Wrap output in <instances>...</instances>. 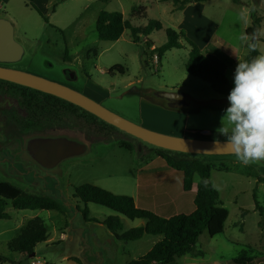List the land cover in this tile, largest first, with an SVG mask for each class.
I'll return each instance as SVG.
<instances>
[{
	"label": "rangeland",
	"instance_id": "1",
	"mask_svg": "<svg viewBox=\"0 0 264 264\" xmlns=\"http://www.w3.org/2000/svg\"><path fill=\"white\" fill-rule=\"evenodd\" d=\"M254 5V0H206L176 10L171 0H0V18L12 23L14 37L24 49L21 59L9 66L70 85L145 127L226 140L221 127L227 126L222 119L227 97L186 71L189 46L185 38L193 40L233 86L234 69L245 54L240 44L251 25ZM139 6L145 7L146 15L132 16V8ZM256 7L263 13L264 0ZM101 10H118L135 26L158 20L160 27L148 36L140 35L136 43L128 28L117 40H100L95 21ZM167 28L180 32L182 45L166 50L159 59L151 49L167 40ZM258 34L264 37V16ZM217 39L237 47V57L230 61L214 52ZM259 50V56H264V42ZM114 66L123 72H109ZM155 91L184 93L189 105L172 108ZM105 123L74 104L0 80V181L47 194L64 208L62 213L15 209L7 200L9 217L0 219V255L6 260L0 264H77L70 257H78L83 264H122L123 259L143 255L155 238H161L144 234L136 240L117 239L101 223L116 212L73 196L75 186L82 183L134 200L138 190H148L149 197L137 202L158 215L188 213L194 208V194L183 189L181 171L169 186L170 200L160 194L164 185L158 179L166 176L167 163L156 158L154 146ZM199 158L210 165L211 182L219 193L217 206L226 208L228 216L221 233L210 236L204 230L199 235L196 249L202 255L184 254L174 264H238L233 259L239 254L264 264V160L245 165L235 154H199ZM254 191L263 215L255 207ZM84 206L88 220L81 212ZM35 216L43 220L48 239L36 244L34 254L10 250L8 241ZM120 217L122 231L145 223L142 218Z\"/></svg>",
	"mask_w": 264,
	"mask_h": 264
},
{
	"label": "trees",
	"instance_id": "2",
	"mask_svg": "<svg viewBox=\"0 0 264 264\" xmlns=\"http://www.w3.org/2000/svg\"><path fill=\"white\" fill-rule=\"evenodd\" d=\"M171 1L176 10H181L187 3L206 0ZM233 1L235 3H241V0ZM258 3L259 0H254L255 5L250 9L252 22L251 25L245 28L246 35L251 39L243 62H250L254 58H257L260 54L259 42H264V38L260 37L258 34L264 16V12L259 14L258 8L256 7ZM30 6L41 15L33 4ZM145 12L146 9L144 6L135 7L131 10L132 16L134 17H143L146 15ZM159 27L160 22L158 20H149L144 26L132 25L124 19L122 12L118 10H101L95 21L97 37L100 40L109 41L117 40L124 30L128 28L133 42L136 43L140 35L148 36L154 28ZM165 33L167 40L163 44L151 49V52L156 54L159 59L166 50L181 47L182 45L179 41V36H181L180 32L172 28H167ZM185 40L189 46V53L185 62L186 71L193 76L207 81L214 91L227 97L233 86L230 84L226 74L201 52L199 46L193 40L187 37ZM149 42L150 41L147 39L146 43ZM113 70H117L121 73L123 72L122 68L119 66H114L108 71L112 72ZM0 80L30 90H35L6 80ZM35 91L59 99L69 105H73L54 95L43 93L38 90ZM225 104H228L227 100ZM92 116L95 117L93 114ZM105 124L116 129V127L110 124ZM118 142L121 146L131 149V146L125 142L121 140ZM154 148L157 156L162 158L170 167L182 172L184 190L189 191L192 189L194 178L197 176L193 197L194 208L192 211L188 213H176L164 217L156 214L152 210L136 205L131 196L115 194L91 183H82L74 188L73 196L84 204L93 202L105 206L117 213L116 215L107 216L101 221L117 239L127 241L139 239L144 234L161 235V239L156 241L146 253L126 264H174L176 259L184 254L202 255L203 251L196 249V241L199 235L204 230H206L210 236L221 233L224 228V222L228 216L226 208L217 206L219 193L211 182V167L207 162L200 159L198 154L177 152L155 146ZM253 199L259 214L263 215V209L259 205L255 191L253 192ZM7 200L11 202V205L15 209H46L56 210L61 213L64 211L62 203L47 194L27 192L11 182L0 181V219L9 217L5 209ZM81 212L84 218L88 220L86 206H84ZM246 212L247 210H244L242 214H246ZM120 216L128 219L142 218L145 220V223L142 226H135L122 231L123 224ZM47 239L48 232L43 220L35 216L28 220L25 228L20 231L17 237L8 241L7 246L12 251L31 254L37 243ZM70 259L79 263V259L76 257H70ZM4 260H6V258L0 255V262ZM233 260L238 264H255L253 257H248L244 254H239ZM43 264L50 263L45 262Z\"/></svg>",
	"mask_w": 264,
	"mask_h": 264
},
{
	"label": "water",
	"instance_id": "3",
	"mask_svg": "<svg viewBox=\"0 0 264 264\" xmlns=\"http://www.w3.org/2000/svg\"><path fill=\"white\" fill-rule=\"evenodd\" d=\"M23 51L22 45L14 37L12 23L6 18H0V79L64 99L119 130L155 147L198 155L234 154L225 148L226 140L179 136L145 127L117 114L65 83L5 65L19 61ZM154 95L171 101L169 106L172 108H182L188 105L184 93L181 92L155 91ZM31 254H34V251Z\"/></svg>",
	"mask_w": 264,
	"mask_h": 264
},
{
	"label": "clouds",
	"instance_id": "4",
	"mask_svg": "<svg viewBox=\"0 0 264 264\" xmlns=\"http://www.w3.org/2000/svg\"><path fill=\"white\" fill-rule=\"evenodd\" d=\"M232 80L221 133L225 148L247 165L264 160V56L238 62Z\"/></svg>",
	"mask_w": 264,
	"mask_h": 264
},
{
	"label": "crops",
	"instance_id": "5",
	"mask_svg": "<svg viewBox=\"0 0 264 264\" xmlns=\"http://www.w3.org/2000/svg\"><path fill=\"white\" fill-rule=\"evenodd\" d=\"M264 38V37H263ZM217 41H219L218 43H216V44H214L213 45V50H214V52H219V53H221V55H223V56H225L226 58H228L230 61H232V59H235L236 57H237V55L239 54V50H238V48L237 47H235V46H233V45H231V44H222V43H226V42H224V41H222L221 39H217ZM222 42V43H221ZM260 43V42H259ZM262 43V42H261ZM250 44V40H249V38L246 36L245 37V40H244V42L243 43H241L240 44V47H241V51H242V54L243 53H247V51H248V45ZM260 51V50H259ZM213 52V53H214ZM245 54H244V56H245ZM260 55V54H259ZM244 56H243V58H244ZM243 58H242V62H243ZM217 67V66H216ZM156 158H159L158 156L156 157ZM159 159H161V158H159ZM163 160V159H162ZM164 161V160H163ZM165 170H166V172H167V174H166V176H162L161 178H159L158 179V184L160 183V185H164V187H163V189H162V192L160 193V194H164L168 199H170L171 200V198H170V188H169V186H170V184L173 182V180H174V175H176V174H179L180 173V171H178V170H176V169H174V168H172V167H170L168 164L167 165H165ZM178 177H179V175H178ZM196 181H197V176H195V178H194V184H193V186H192V189L191 190H189L190 192H193V194H194V192H195V185H196ZM148 191V190H147ZM147 191H145L144 192V190L142 189V190H138V195H137V200L135 199L134 200V202H135V204L136 205H138L139 206V204H138V199H147L149 196V194L147 193ZM155 192H158V194H159V188H157V190H155ZM153 193V192H152ZM150 194H151V191H150ZM152 198H154V195H152L151 196ZM134 199V198H133ZM192 210H193V208H192ZM191 210V211H192ZM176 214V213H175ZM160 215H162V216H164V217H168V216H171V214L170 215H167V214H160ZM173 215V214H172ZM159 239H161V238H155V240L151 243V246L149 247V248H147V251L153 246V244L156 242V241H158ZM146 251V252H147ZM145 252V253H146ZM140 257V256H139ZM78 258V257H77ZM179 258V257H178ZM177 258V259H178ZM69 260H72V259H70V258H68ZM133 259H135V258H128V259H123L122 260V264H126V263H128L129 261H131V260H133ZM176 259V260H177ZM73 262H75V263H77V264H83L82 263V261H81V259H79V263L78 262H76V261H74V260H72Z\"/></svg>",
	"mask_w": 264,
	"mask_h": 264
},
{
	"label": "flooded vegetation",
	"instance_id": "6",
	"mask_svg": "<svg viewBox=\"0 0 264 264\" xmlns=\"http://www.w3.org/2000/svg\"><path fill=\"white\" fill-rule=\"evenodd\" d=\"M6 66H9L8 64H5ZM11 67V66H10ZM70 86V85H69ZM32 89V88H31ZM174 92H179V91H174ZM185 95V94H184ZM156 97H158V96H156ZM158 98H160V99H163L166 103H167V105L169 106V103L171 102V101H169V100H167V99H165V98H161V97H158ZM185 101H187L188 102V100H187V96L185 95ZM188 105H189V102H188ZM187 105V106H188ZM184 107H186V106H184ZM184 107H182V108H184Z\"/></svg>",
	"mask_w": 264,
	"mask_h": 264
},
{
	"label": "built area",
	"instance_id": "7",
	"mask_svg": "<svg viewBox=\"0 0 264 264\" xmlns=\"http://www.w3.org/2000/svg\"><path fill=\"white\" fill-rule=\"evenodd\" d=\"M40 262V261H39Z\"/></svg>",
	"mask_w": 264,
	"mask_h": 264
}]
</instances>
